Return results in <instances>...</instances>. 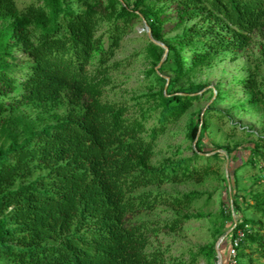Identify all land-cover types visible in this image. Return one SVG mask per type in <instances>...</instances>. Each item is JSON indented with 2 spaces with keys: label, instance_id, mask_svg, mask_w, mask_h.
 <instances>
[{
  "label": "trees",
  "instance_id": "16d2710c",
  "mask_svg": "<svg viewBox=\"0 0 264 264\" xmlns=\"http://www.w3.org/2000/svg\"><path fill=\"white\" fill-rule=\"evenodd\" d=\"M144 1L117 10V0H109L107 13L114 14V21L110 47L103 51L96 36L100 17L96 5H86L84 10L71 5L86 0H31L21 10L16 0H0V257L12 264H165L162 251L148 249L151 239L177 231L190 218L164 223L131 220L155 207L153 202L166 204L160 197L149 200V193H137L139 189L176 178L179 169L185 177L201 180L194 162L221 156L194 150L190 158L175 165L171 178L149 166L156 134L166 123L179 119L196 96L161 93L159 126L146 139L139 123L123 118V107L99 100L102 81L87 75L93 54H100L101 63L111 57L121 36L139 18L136 9ZM174 2L189 18L196 10L205 12L212 21L209 34L215 32V24L220 29L214 40L199 31L183 32L174 38L180 44L202 41L217 51L242 48L264 24V0ZM139 13L152 39L163 44L160 25L149 20L147 12ZM158 50L163 52L148 41L153 57ZM191 55L198 62L210 53L194 50ZM175 65L174 73L182 74L178 57ZM244 83L253 86L248 80ZM18 90L20 94L9 96ZM62 100L65 115L39 130L26 116L13 113L16 106L47 109ZM204 129L203 122L192 127L191 139L198 130L199 139ZM259 142L251 148V157L258 153L257 147L264 150V138ZM231 153L226 151L227 157ZM37 171L46 172L31 179ZM235 172L230 181H235ZM259 187L260 192L249 190L250 202L245 204V210L258 215V220L239 216L238 202L230 197L228 221L232 214L238 218L226 239L243 234L235 246L236 262L252 254L264 259V179ZM208 252L216 259L213 247Z\"/></svg>",
  "mask_w": 264,
  "mask_h": 264
},
{
  "label": "rangeland",
  "instance_id": "374dc122",
  "mask_svg": "<svg viewBox=\"0 0 264 264\" xmlns=\"http://www.w3.org/2000/svg\"><path fill=\"white\" fill-rule=\"evenodd\" d=\"M135 1L117 0L116 9L125 4L132 8ZM30 2L16 0V5L21 10ZM108 2L86 0L71 4L76 10L96 5L100 16L96 36L101 38L103 51L110 47L109 32L114 21V14L107 13ZM140 11L147 12L148 19L160 25L166 52L159 45L163 52L158 50L154 57L148 52V41H151L146 32L148 23ZM136 13L139 18L121 36L111 57L101 63L100 54L94 53L87 66L88 77L102 81L99 100L123 107V118L139 123L141 136L148 139L151 130L159 126L161 93L194 95L192 106L156 134L149 166L155 172L164 171L171 178L175 165L190 158L194 150L206 155L216 152L221 156L218 160L194 162V168L201 172V180L185 177L179 169L176 178L139 189L137 193H149V200L160 197L166 204L153 202L155 207L139 212L131 220L164 223L189 216L177 231L163 232L152 238L148 249L162 251L165 264H218L220 260L221 264H228L233 239L226 237L238 218L232 214V220L228 221L227 211L232 209L230 197L233 195L238 202L239 216L258 220V215L245 210V204L250 202L249 190L260 192L264 179L263 148L257 147L254 157L250 152L255 144H261L259 138H264V24L250 35L246 46L217 51L209 49L202 41L180 44L174 40L183 32L192 31L214 40L220 29L215 24L212 28L217 32L208 33L212 21L205 12L196 10L189 18L174 0H145ZM194 50H208L210 55L195 62L191 59ZM15 56H23V53ZM176 57L184 69L180 75L174 73ZM246 80L253 86L246 85ZM66 111V101L62 100L47 109L16 106L13 113L26 116L39 130L43 124L55 123ZM201 122L205 127L201 137L191 139L190 129L200 126ZM226 151L232 153L227 157ZM234 171L235 181H230L229 176ZM45 172L37 171L31 179ZM211 247L216 259L208 252ZM0 264L12 263L0 257ZM237 264H264V259L252 254Z\"/></svg>",
  "mask_w": 264,
  "mask_h": 264
},
{
  "label": "built area",
  "instance_id": "2783aa9c",
  "mask_svg": "<svg viewBox=\"0 0 264 264\" xmlns=\"http://www.w3.org/2000/svg\"><path fill=\"white\" fill-rule=\"evenodd\" d=\"M242 236L243 234L241 232H238V237L241 238ZM239 238L234 239L231 243L230 250L228 252V258H229L228 264H237L235 246H237V242Z\"/></svg>",
  "mask_w": 264,
  "mask_h": 264
},
{
  "label": "water",
  "instance_id": "95a60500",
  "mask_svg": "<svg viewBox=\"0 0 264 264\" xmlns=\"http://www.w3.org/2000/svg\"><path fill=\"white\" fill-rule=\"evenodd\" d=\"M146 28H147L146 32H147V35H148V37L150 38V40H151L154 44L159 45V46H162V47L165 49V52H166V48H165L161 43H158L157 41H154V40L152 39V37H151V33H150L149 28H148L147 26H146ZM198 135H199V130H198V132H197L196 139H197ZM222 239H223V238H222ZM222 239H220V240H222ZM218 258H219V257H218ZM219 260H220V258H219ZM220 261H221V260H220ZM220 261L218 262V264H221Z\"/></svg>",
  "mask_w": 264,
  "mask_h": 264
}]
</instances>
